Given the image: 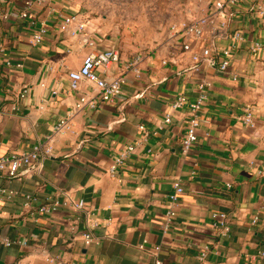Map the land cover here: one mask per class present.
Wrapping results in <instances>:
<instances>
[{
  "label": "crops",
  "instance_id": "crops-1",
  "mask_svg": "<svg viewBox=\"0 0 264 264\" xmlns=\"http://www.w3.org/2000/svg\"><path fill=\"white\" fill-rule=\"evenodd\" d=\"M24 1L0 3V153L29 152L39 143L51 155L12 179L0 175V186L15 194L0 203V264H264V16L256 12L264 0H245L229 10L227 37H177L155 53H140L138 76L125 70L138 53L123 51L99 22L86 19L80 0H46L29 20H17ZM211 1L205 0L208 10ZM74 14L85 31L72 35L75 25L65 26L64 19ZM42 26L43 40L33 46L31 37ZM236 32L241 42L232 39ZM255 43L262 50L253 54ZM109 47L118 49L120 61L100 77H124L120 98L101 103L87 82L71 91L68 73L87 54ZM204 49L211 56L195 63L193 56ZM224 50L229 66L222 72ZM200 80L210 88L198 112L197 142L183 155L188 103L196 99ZM82 96L96 108L76 111ZM180 96L187 104L173 110ZM246 107L253 127L243 122ZM66 118L68 129L55 133ZM126 146L134 152L111 174L113 159ZM176 184L183 194L163 234ZM27 194L35 199L29 209L22 206ZM53 199L70 205L52 215L35 213ZM215 213L227 217L225 237L212 226ZM256 215L258 224L251 226ZM92 222L98 223L94 241L85 245L82 235ZM20 240L27 244H3ZM204 246L208 253L200 260Z\"/></svg>",
  "mask_w": 264,
  "mask_h": 264
},
{
  "label": "built area",
  "instance_id": "built-area-1",
  "mask_svg": "<svg viewBox=\"0 0 264 264\" xmlns=\"http://www.w3.org/2000/svg\"><path fill=\"white\" fill-rule=\"evenodd\" d=\"M7 0H0V3H5ZM46 0H25L21 10L18 12L17 20H29L31 18L32 10L36 7L42 6ZM245 0H213L209 4V10L200 18L190 21L183 22L180 24L171 25L168 30V39L170 41L175 40L177 37L187 38L189 40H201L206 34L218 37H227V18L229 17V10L236 8L239 4L243 3ZM256 12L259 16H264V8L262 6L256 7ZM35 22L30 20V24L34 25ZM64 25H75L72 35L85 31V24L78 19V15L74 14L64 19ZM45 27L42 26L38 31H36L31 37V43L33 46L40 45L43 36L45 34ZM232 39L241 42V33L236 32L232 35ZM92 45L91 42H89ZM176 47L179 50L183 49L184 45L181 43H173V48ZM262 50V46L259 43H255L250 51L255 54ZM5 50L0 47V55H3ZM224 59L221 61L219 70L224 72L229 66V54L228 50L223 52ZM211 56L210 49H204L200 55L193 56V61L199 63L201 59H209ZM120 61V53L117 48L109 47L103 50L87 54L76 70H72L68 73L69 88L71 91H78L79 86L82 82H87L98 90V99L101 103H111L116 101L122 95V86L125 82L123 76H118L113 80L106 81L100 77V72H105L112 64H116ZM142 61V54L138 53L130 61H128L125 66V70L132 71L137 76L139 75L138 66ZM166 64V62H164ZM7 67H12L9 60L6 61ZM15 68H21L20 64L14 65ZM210 88V83L207 80H200L197 84L198 95L195 100L188 103L189 109V119L187 124L186 133L181 139V153L186 155L190 152L192 146L197 142L198 130L201 125V120L198 117V112L201 110L205 101L207 100V92ZM27 90L24 89L19 97L24 98ZM187 104V100L184 97H178L172 104L173 110H178ZM84 106L89 109H95L96 104L92 100L86 99L84 96L80 97L77 104L75 105V110H80ZM245 115L243 117V122L253 127V112L251 107H246L244 109ZM170 118L166 116L164 122L169 123ZM68 129V119H62L56 124L54 128L55 133H62ZM140 131H144L142 126L139 127ZM146 133H144V137ZM134 152V146H126L121 152H119L113 159V164L110 167V173L113 174L116 170L130 157ZM51 155V148L42 144H36L29 152H12L7 154L0 153V175L12 179L17 177L22 171L32 167L33 165L39 163L43 158ZM183 194V189L181 186L176 184L174 190L170 195L171 205L165 213V222L162 228V233L167 234L170 230L172 222L176 218V213L174 211V204L177 203L178 198ZM15 196L12 191L7 188L0 186V203L10 200ZM35 199L31 195H24L22 197V206L29 209L32 202ZM70 203V202H69ZM70 204L68 202H59L55 199L48 200L43 204L38 205L35 209V213L39 215H52L56 213L60 208L66 207ZM76 210H82V206L71 204ZM212 226L213 228L219 230L221 237L228 235L230 227L227 223V217L225 214L215 213L212 214ZM258 216H254L250 220V225L255 226L258 224ZM110 221H107V224ZM98 227L97 222H92L86 227V232L82 235L84 244L90 245L94 241L93 231ZM4 246L8 247L12 244H17L20 246H25L27 244L26 240L20 241H5ZM142 248V246H140ZM160 249L156 247L155 252ZM208 253V247L204 246L202 252L200 253V260H203ZM259 258L264 259V253H259ZM57 264H72V263H62ZM152 264H163L162 261L156 259Z\"/></svg>",
  "mask_w": 264,
  "mask_h": 264
},
{
  "label": "rangeland",
  "instance_id": "rangeland-1",
  "mask_svg": "<svg viewBox=\"0 0 264 264\" xmlns=\"http://www.w3.org/2000/svg\"><path fill=\"white\" fill-rule=\"evenodd\" d=\"M205 4V0H80L85 18L99 22L103 34L128 53H155L169 43L171 25L200 18Z\"/></svg>",
  "mask_w": 264,
  "mask_h": 264
}]
</instances>
